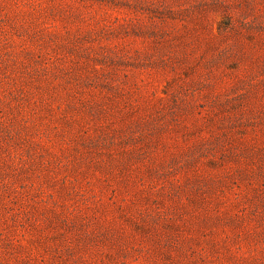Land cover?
<instances>
[{"label":"rangeland","instance_id":"1","mask_svg":"<svg viewBox=\"0 0 264 264\" xmlns=\"http://www.w3.org/2000/svg\"><path fill=\"white\" fill-rule=\"evenodd\" d=\"M0 264H264V0H0Z\"/></svg>","mask_w":264,"mask_h":264}]
</instances>
